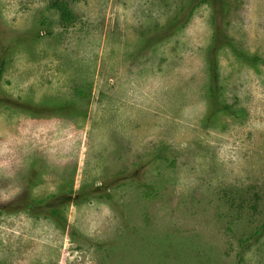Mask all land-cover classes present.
<instances>
[{
    "label": "rangeland",
    "instance_id": "rangeland-1",
    "mask_svg": "<svg viewBox=\"0 0 264 264\" xmlns=\"http://www.w3.org/2000/svg\"><path fill=\"white\" fill-rule=\"evenodd\" d=\"M54 1L0 0V264H264V0Z\"/></svg>",
    "mask_w": 264,
    "mask_h": 264
},
{
    "label": "trees",
    "instance_id": "trees-1",
    "mask_svg": "<svg viewBox=\"0 0 264 264\" xmlns=\"http://www.w3.org/2000/svg\"><path fill=\"white\" fill-rule=\"evenodd\" d=\"M53 6L57 9L60 14V23L63 27L68 28L76 20V14L72 10L70 4L66 0H55ZM210 72L212 77V86L213 91L218 89L219 86V70L218 63L216 60H210Z\"/></svg>",
    "mask_w": 264,
    "mask_h": 264
}]
</instances>
